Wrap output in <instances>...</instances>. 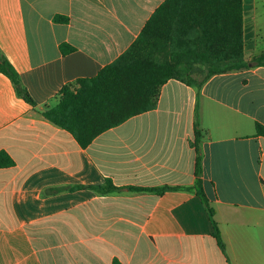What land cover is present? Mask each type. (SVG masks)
Wrapping results in <instances>:
<instances>
[{"label":"crops","instance_id":"0c3cea01","mask_svg":"<svg viewBox=\"0 0 264 264\" xmlns=\"http://www.w3.org/2000/svg\"><path fill=\"white\" fill-rule=\"evenodd\" d=\"M165 1L0 0V51L33 101L0 72V153L14 162L0 168V264H264V67L252 66L264 0H243L248 68L200 89L170 80L153 110L85 148L43 114L125 53ZM106 180L120 190L89 188Z\"/></svg>","mask_w":264,"mask_h":264},{"label":"trees","instance_id":"16d2710c","mask_svg":"<svg viewBox=\"0 0 264 264\" xmlns=\"http://www.w3.org/2000/svg\"><path fill=\"white\" fill-rule=\"evenodd\" d=\"M55 21L67 23L69 19L58 16ZM243 22V0H166L125 53L95 78L78 80L77 88L63 87L60 102L43 114L70 132L85 148L100 134L153 110L161 88L170 80L200 89L216 75L248 68ZM252 66L264 67V53L254 58ZM0 72L11 79L25 101L33 102L1 51ZM256 130L264 136V126L257 124ZM201 137L197 114L194 144L197 152ZM13 165L8 154L0 153V168ZM196 174H201L200 156ZM197 186H201L200 182ZM89 188L100 194L120 190L111 180ZM198 195L208 212L213 235L225 250L215 211L205 194Z\"/></svg>","mask_w":264,"mask_h":264}]
</instances>
